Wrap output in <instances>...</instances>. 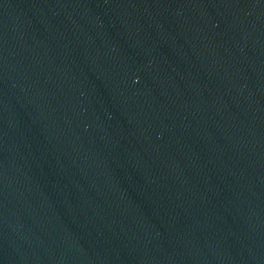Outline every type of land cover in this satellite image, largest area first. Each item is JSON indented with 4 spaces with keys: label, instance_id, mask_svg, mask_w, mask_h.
Segmentation results:
<instances>
[{
    "label": "water",
    "instance_id": "95a60500",
    "mask_svg": "<svg viewBox=\"0 0 264 264\" xmlns=\"http://www.w3.org/2000/svg\"><path fill=\"white\" fill-rule=\"evenodd\" d=\"M0 264H264V0H0Z\"/></svg>",
    "mask_w": 264,
    "mask_h": 264
}]
</instances>
